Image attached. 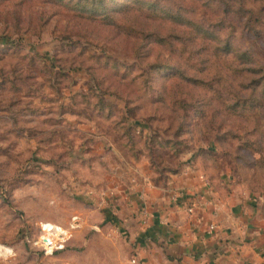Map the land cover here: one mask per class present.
Segmentation results:
<instances>
[{
	"label": "rangeland",
	"instance_id": "1",
	"mask_svg": "<svg viewBox=\"0 0 264 264\" xmlns=\"http://www.w3.org/2000/svg\"><path fill=\"white\" fill-rule=\"evenodd\" d=\"M259 78L264 0H0V264H108L93 240L121 176L199 164L264 197Z\"/></svg>",
	"mask_w": 264,
	"mask_h": 264
},
{
	"label": "crops",
	"instance_id": "2",
	"mask_svg": "<svg viewBox=\"0 0 264 264\" xmlns=\"http://www.w3.org/2000/svg\"><path fill=\"white\" fill-rule=\"evenodd\" d=\"M120 179L105 208L117 226L107 219L109 239L93 240L108 264H264V197L210 178L199 164L162 185L144 174Z\"/></svg>",
	"mask_w": 264,
	"mask_h": 264
},
{
	"label": "trees",
	"instance_id": "3",
	"mask_svg": "<svg viewBox=\"0 0 264 264\" xmlns=\"http://www.w3.org/2000/svg\"><path fill=\"white\" fill-rule=\"evenodd\" d=\"M1 42H2V45L4 46V47H6V48H11V47H14V45H13V43L12 42H10L8 39H2L1 40ZM228 47H229V44L226 42L225 44H224V46H223V48H225V52H224V54L225 55H230L231 54V52H229L227 49H228ZM249 59V58H246V56L245 55H238V56H236V58H235V60L236 61H238L239 63H243V64H245V63H247V60ZM148 71H150V72H157V71H161L162 70V67H159V69H157L156 70V68H151V66H149V68L147 69ZM251 71V70H250ZM162 72H163V70H162ZM167 73V72H166ZM141 72H140V74H138V77H139V79L141 78ZM170 77H177V78H179V79H185L184 78V76H183V74L179 71V70H174V72H171L170 73ZM255 82H256V88L255 89H258V91H259V96H264V78H259V79H257V80H255ZM146 82H139V84H140V88L142 87L143 88V96L144 95H146V96H148L149 94H148V91L150 90V86H148L149 88H146V90H148V91H146V90H144V87L146 86H144L143 84H145ZM151 90H152V88H151ZM158 93H160V92H158ZM70 104H74V103H77V100L72 96L70 99ZM98 100V99H97ZM82 101V100H81ZM96 103H98V102H96ZM70 106H72V105H70ZM104 107L103 106H101L100 107V111L101 112H103L104 111ZM107 113V112H106ZM110 113V112H109ZM106 115V114H105ZM179 172V171H178ZM178 172H174V173H172L173 175L174 174H177ZM101 210H103L104 212H105V210L106 209H101ZM107 213V212H106ZM108 220H109V222L110 223H112V225H115V226H117V223H116V221L108 214Z\"/></svg>",
	"mask_w": 264,
	"mask_h": 264
},
{
	"label": "built area",
	"instance_id": "4",
	"mask_svg": "<svg viewBox=\"0 0 264 264\" xmlns=\"http://www.w3.org/2000/svg\"><path fill=\"white\" fill-rule=\"evenodd\" d=\"M107 202V200H106ZM106 202H104V206L101 205L103 208L101 209H105L106 208ZM188 212H192V210H188ZM48 223L42 224L40 225V232H41V236L39 237L36 245H38V247H40L41 250H43V252L48 255V254H52L55 250H61L63 249V234H65V232L62 231V229L60 227H57L55 225L51 224V228H47ZM213 226H210L209 229L210 231L213 229ZM59 229V231H58ZM4 253L2 251H0V256H3ZM131 264H136V261L134 259H132Z\"/></svg>",
	"mask_w": 264,
	"mask_h": 264
},
{
	"label": "bare ground",
	"instance_id": "5",
	"mask_svg": "<svg viewBox=\"0 0 264 264\" xmlns=\"http://www.w3.org/2000/svg\"><path fill=\"white\" fill-rule=\"evenodd\" d=\"M51 227H52L51 225H48V226H47V228H49V229H50ZM58 231H59V229H58ZM7 253H8V252H7Z\"/></svg>",
	"mask_w": 264,
	"mask_h": 264
}]
</instances>
